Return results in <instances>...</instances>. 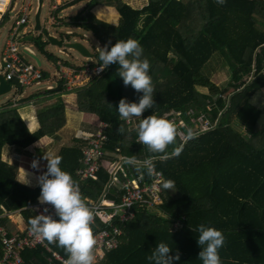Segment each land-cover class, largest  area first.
<instances>
[{"label":"trees","instance_id":"16d2710c","mask_svg":"<svg viewBox=\"0 0 264 264\" xmlns=\"http://www.w3.org/2000/svg\"><path fill=\"white\" fill-rule=\"evenodd\" d=\"M6 1L0 5V13L5 11ZM97 4L115 7L118 23L97 18L91 11ZM95 11L105 17L104 8ZM9 18L6 14L0 25ZM70 22L63 24L91 31L103 47L111 41L109 49L119 40L139 42L141 59L150 63L153 107L135 122L120 119L119 101L126 98L138 103L142 93L131 85L125 87L117 73L118 63L76 89V105L79 111L96 113L108 124L107 158L118 153L136 159L155 155V168L163 172L164 180L175 181V192L162 187L159 205L134 208V218L123 225L121 245L107 251L98 264H151L147 257L160 243L168 245L172 255L179 251L176 264H203L197 243L201 224L224 235V246L218 250L221 264H264V0H225L223 6L215 0H147L142 7L125 0H90ZM47 43L36 40L37 48L56 60L46 50ZM220 51L234 63L227 72L229 77L223 76L224 82L217 66L209 68L210 73L205 70ZM246 107L256 111L254 121L242 116ZM149 115L174 122L184 134L193 130L194 138L183 142L178 137L176 145L167 149L171 154L183 144L179 156L170 155L161 162L159 154L137 143L136 124ZM204 118L208 129H196ZM38 120L40 127L32 132L17 108L9 103L0 107V227L9 233L18 227L6 212L20 210L29 228V220L36 215L30 206L38 202L41 189L18 180V165L4 158L3 149L6 145L27 148L45 135L56 134L66 123L63 100L40 111ZM120 126L125 128L123 134L116 131ZM86 145L87 141L77 138L74 146H63L58 154L60 167L81 183L83 195L97 198L111 174L102 167L97 180L81 182L77 178ZM125 167L138 174L133 166ZM24 171L27 173L22 168ZM1 238L0 233V259ZM51 246L67 257L62 248ZM22 257L23 264H61L42 246L23 251Z\"/></svg>","mask_w":264,"mask_h":264},{"label":"clouds","instance_id":"9594fccd","mask_svg":"<svg viewBox=\"0 0 264 264\" xmlns=\"http://www.w3.org/2000/svg\"><path fill=\"white\" fill-rule=\"evenodd\" d=\"M215 3L223 6L225 0H215ZM9 15L11 16V13ZM108 44H111V41ZM108 44L103 48L98 47L99 50H96L99 54L97 60L99 66L94 69V73L99 76L110 65L118 63L117 73L122 78L125 87L131 85L137 93H142L138 103H129L126 98L119 101L116 110L120 119L131 122L134 118L141 117L155 103L153 99L155 88L148 74L150 63L146 58L141 59L143 49L135 39L119 40L110 49ZM35 57H38L37 54ZM66 63L71 64L67 60ZM61 86L59 83L57 87L62 88ZM116 131L123 134L125 128L120 126ZM136 132L137 143L146 146L148 152L159 154L161 162L166 161L170 155H180L183 144L175 147L171 154L167 152L169 146L176 145L178 137H182L183 142L194 138L192 129H187L186 134H182L174 122L159 118L156 115H149L140 119L136 124ZM43 159L47 161V171L36 176V181L41 189L40 196L37 198L38 205L44 207L40 214L29 220L30 234L41 243L47 241L45 246L54 244L62 248L68 257L64 264H96L95 247L97 240L92 230V224L95 220L94 211L88 207L78 183L74 181L71 174L61 169L62 157L48 153L44 154ZM155 159V155L142 162L135 157H127L123 163L133 166L141 178L145 174L154 177L161 175L156 172ZM31 167L39 171V159H34ZM24 173L25 183L29 184L28 173L25 171ZM161 184L163 189L175 192V181L164 180L161 181ZM48 206H51V210ZM197 230L200 233L197 243L201 248L198 258L202 260L203 264H221L218 250L225 243L222 232L213 227H206L204 224L199 225ZM171 253L172 249L168 245L160 243L147 259L151 264H176L180 260V253L178 250L175 255Z\"/></svg>","mask_w":264,"mask_h":264},{"label":"built area","instance_id":"2783aa9c","mask_svg":"<svg viewBox=\"0 0 264 264\" xmlns=\"http://www.w3.org/2000/svg\"><path fill=\"white\" fill-rule=\"evenodd\" d=\"M30 1L25 0V6L16 12L17 2L16 0H10L6 10L0 15V18L3 19L6 13H11L10 18H15L16 20L13 27H11L13 29L9 30L10 35L2 51L3 60L0 62V74L11 84V90H20L35 84L40 85L45 75V72L40 69L42 63L39 64L35 58L34 49L26 44L23 45V49L20 48L24 36L22 37L18 33V29L29 21ZM4 3L5 0H0V5ZM61 52L63 53L64 51L61 50ZM22 54H27L36 61L34 60V63L28 62ZM55 64L58 69L56 74L59 75L58 83H61L63 86L61 87L68 91L86 86L94 78L100 77L105 72L104 70L99 76L94 73V69L99 66L98 63L74 65L67 64L66 60L58 59ZM47 87L49 88L48 90H53L57 86L49 84ZM127 122L130 123V121ZM107 127L108 124L102 121L96 132L80 137L87 141V145L82 148V155L79 160L80 166L76 170V176L81 182L90 179L97 180L98 173L102 167H105L111 174L109 183L104 186L97 198L81 193L88 207L95 213L92 230L97 240L95 247L96 264L105 257L107 251L117 249L121 245L123 225L134 218L135 207H152L162 203L161 181H164L163 172L156 168V172L161 175L154 177H149L145 174L141 178L139 174L128 172L129 169L123 163L127 157L120 153L115 158H107L106 155L110 154L106 149L108 136L105 133V129ZM207 128L206 125L204 130ZM147 158L149 157H141L137 160L142 162ZM77 183L81 192V183ZM113 188L115 191H112ZM111 192H113L112 197H110ZM43 207L38 205V202L30 206L36 215L40 214ZM48 207L51 210V206ZM19 214L22 216L20 210ZM0 233L3 246V256L0 259V264H23L22 252L38 246L45 247L52 252L60 260L61 264H64L68 258L54 250L51 245L45 246L47 241L41 243L36 240L30 234L26 224H24L23 228L18 227V230L13 233H9L4 227H0Z\"/></svg>","mask_w":264,"mask_h":264},{"label":"rangeland","instance_id":"374dc122","mask_svg":"<svg viewBox=\"0 0 264 264\" xmlns=\"http://www.w3.org/2000/svg\"><path fill=\"white\" fill-rule=\"evenodd\" d=\"M31 1L33 5L29 13V21L26 24H24L19 29V32H18L20 33L22 37L24 36V40L21 42L20 48L23 49V45L26 44V45H30L35 50L37 56L42 61V65L40 66V69H42L45 72L46 76L40 85L35 84L31 87L24 88L22 92L11 90L10 92L0 96V107L8 103L11 104V106H15V108H17L19 113L24 117L26 124H28L29 126L33 125V123L29 119V116L31 114H34L35 112H38V108H37L38 106L43 107V105H45L47 102L50 101V100L46 101L48 97L45 96L46 94H41V92L48 93L47 91L49 88L47 86L49 84H53L56 86L59 85L58 83L59 75L56 74L58 69L56 67L55 62L52 60H49L46 57V55L36 47V40L38 38L43 39V41H48V40L42 30L35 29V26H36L35 15H36L37 7L39 3H38V0H31ZM82 1L84 2L85 0H82ZM127 1L134 7H140L141 5L147 2V0H137V2L136 0H127ZM16 2H17V8H16V12H17L25 4V0H16ZM51 5H52L51 0H44V5L41 11L42 27L48 29L50 34L58 37L64 43H74L76 41H80L84 45H86V47H88L89 50L93 52H95L96 50H99L98 47L103 48L102 43L95 37V35L91 31H85L81 27H75L71 25H68V27L63 26L62 25L63 20H61L62 22L59 21L60 22L59 25H56V22L52 21V18H51V16L55 15L53 10H51ZM57 7L58 5L56 4L55 8L57 9ZM82 9L83 8L79 9V11H77V9H69L68 12H72V14L75 15L76 13L81 12ZM96 15H97L96 17L102 20H105V18H107L106 16L99 17L97 13ZM15 21L16 20H12V21L6 20L1 24V27H0V62H2L3 60L2 51L5 47V42L9 38V35H10L9 29L13 27L12 25H14ZM69 30L73 32L68 33ZM45 48L48 52L53 53L54 55L59 56L65 60H68L71 64H74V65L91 64V63L96 64L98 62L96 58H89V57L83 56L77 49L66 47V46H58V45L51 43L50 41H48ZM59 49L63 50L64 52L63 53L59 52ZM22 55L26 58L28 62L34 63L35 59H33L31 56H28L27 54L26 55L22 54ZM226 65H227V68L223 69ZM231 65L233 66L234 63L232 62L230 57L226 54V52L223 53L222 51H220V52H217V54L214 55L212 59L208 62V64L205 66V70H207L206 72L210 73L209 68H214L215 66H217L219 77L221 75L222 77H220V79L223 80V76L226 77L227 75L229 77V74L227 72L228 70H230ZM220 69H222L223 72L219 71ZM224 81H226V79H224L223 82ZM64 93H70V92L64 91ZM34 95H35L34 98L36 100L32 101V103L24 102L26 99H28L29 97H33ZM243 112L244 113L242 116L244 118L246 117L250 118L247 121H250V120L254 121V119L256 118V115H257L256 111L252 107H246ZM93 114L97 116L95 118H99V116L96 113H93ZM194 115L195 114L193 113V116ZM135 119L136 118H134L132 121H134ZM101 122L102 121L100 120L99 124L97 125H100ZM251 122H249V124ZM207 123H208V120L207 119L205 120L204 118L201 124L196 125V129H200L203 131L206 128ZM182 124L183 122L180 121L179 126H181ZM179 132L184 134L182 129H179ZM31 151L32 150H30V152ZM13 164L18 165L17 162H13ZM18 170H19V165H18ZM18 212L19 210L14 211V212H9V213L6 212V213L8 214L11 221L15 224V227L23 228L24 226L23 223L17 226V222L19 221L18 219L21 220V217L20 218L16 217V214H18ZM176 227H179V225H176Z\"/></svg>","mask_w":264,"mask_h":264},{"label":"crops","instance_id":"0c3cea01","mask_svg":"<svg viewBox=\"0 0 264 264\" xmlns=\"http://www.w3.org/2000/svg\"><path fill=\"white\" fill-rule=\"evenodd\" d=\"M40 1L38 0L39 5L37 7V11L40 7ZM89 1L90 0H85L84 2L82 0H51V3H52L51 10H53V12L55 14L54 16H51L52 21L56 22V25H59V23H60L59 21H61V20H63V23L64 22H66L68 24L71 23L70 22L71 18L73 16H75L77 13L74 15V14H72V12H68L69 9H77V11H79V9H81V8L85 9ZM125 1H127V0H125ZM9 2H10V0L6 1V7L9 4ZM30 2L31 3L29 6V11H28L29 13H30V11L32 9V5H33L32 1H30ZM136 2H137V0H136ZM56 4L58 5L57 9L55 8ZM43 5H44V0H42V7H43ZM143 5H141L140 7H142ZM23 6H25V4ZM79 7H81V8H79ZM97 7L104 8V10H105V11H103L105 14L104 16H106L108 19H105L104 21L107 20V22H110L112 24L118 23L120 16H119V13L115 7L107 6L104 4L94 5L91 8V11L95 14V16H97L96 11H95V9ZM5 10H6V8H5ZM1 14L2 13H0V15ZM9 20L12 21V20H15V18H13V19L9 18ZM41 22H42V20H41ZM62 25L68 27L67 24H62ZM22 26L23 25H21L19 27V29ZM0 27H1V25H0ZM19 29H18V31H19ZM69 32H71V30H69L68 33ZM59 52H61V49H59ZM56 57H57V59H63L59 56H56ZM49 60H51V59H49ZM56 60H52V61L55 62ZM16 91L22 92L23 89L16 90ZM64 91H68V90L60 88V90H57V89L50 90L49 93L41 92V94H46L45 96H47L49 98V99L47 98L46 101H48V100H50V101L47 102L45 105H43V107L38 106L37 107L38 112H35L34 114H31L29 116V119L33 123V125L29 126L27 124L29 129L32 132L38 130L40 127V123H39L37 116L40 113V111L42 112L43 110L45 111V110L52 108L53 105L57 104L59 99H62L66 105V123L56 134L45 135L42 138H40L39 140H37L36 142H34L33 144H31L30 146H28L27 148H18L16 146L6 145L3 149V156L5 159H7L10 163H13V162L18 163L19 170H18L17 178L20 182H22L24 184H26L25 183L26 177H25V173L21 172V169L23 168V169L27 170V173H28L27 179L30 181L29 184H26L28 186H31V187L37 186L38 184L36 181V176L40 175L42 172L47 171V168H46L47 161L43 159L44 154L50 153L53 155H58L63 146H74L77 143V138L81 139L80 138L81 136L89 134L91 132H95V130L97 129V126H98L97 124H99V122H100V118H95V117H97L95 114L78 110L77 105H76V99H77L76 89L73 91H68L70 93H64ZM34 97H29L24 102L32 103V101L36 100ZM34 104H36V103H34ZM21 117L24 119V117L22 115H21ZM30 147H31V149H30ZM30 150H32V151L30 152ZM34 159H39V163H40L39 171H37L36 169H33L31 167V163ZM30 173H32V174H30ZM16 217H18V218L21 217V220L18 219L19 221L17 222V226H19L21 223H23V225L25 224L24 218L22 216H20L19 212H18V214H16Z\"/></svg>","mask_w":264,"mask_h":264},{"label":"water","instance_id":"95a60500","mask_svg":"<svg viewBox=\"0 0 264 264\" xmlns=\"http://www.w3.org/2000/svg\"><path fill=\"white\" fill-rule=\"evenodd\" d=\"M41 11H42V0L40 1V7H39V9L35 15V24H36L35 29L36 30H42L43 33L46 35L48 41H50L51 43L58 45V46H66V47L77 49L85 57L96 58L97 60L99 59L98 51L92 52L82 42L76 41L74 43H64L58 37L51 35L49 33L48 29L42 27ZM35 58H36L37 62L40 64L41 63L40 59L38 57H35ZM11 88L12 87H11L10 83H8L5 80L4 76L2 74H0V96L10 92ZM56 89L60 90V87H57Z\"/></svg>","mask_w":264,"mask_h":264}]
</instances>
